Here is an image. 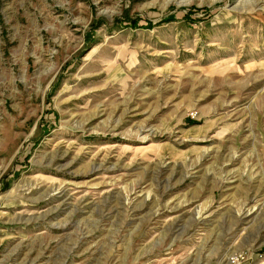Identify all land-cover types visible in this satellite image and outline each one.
Masks as SVG:
<instances>
[{"label":"rangeland","instance_id":"rangeland-1","mask_svg":"<svg viewBox=\"0 0 264 264\" xmlns=\"http://www.w3.org/2000/svg\"><path fill=\"white\" fill-rule=\"evenodd\" d=\"M0 264H264V0H0Z\"/></svg>","mask_w":264,"mask_h":264},{"label":"bare ground","instance_id":"bare-ground-1","mask_svg":"<svg viewBox=\"0 0 264 264\" xmlns=\"http://www.w3.org/2000/svg\"><path fill=\"white\" fill-rule=\"evenodd\" d=\"M249 215H250V214H249ZM249 215L245 216V218L248 217ZM245 218H244V219H245ZM247 219H248V218H247Z\"/></svg>","mask_w":264,"mask_h":264}]
</instances>
